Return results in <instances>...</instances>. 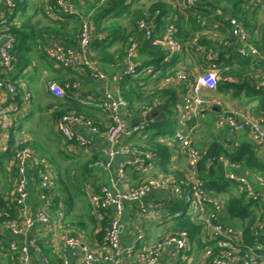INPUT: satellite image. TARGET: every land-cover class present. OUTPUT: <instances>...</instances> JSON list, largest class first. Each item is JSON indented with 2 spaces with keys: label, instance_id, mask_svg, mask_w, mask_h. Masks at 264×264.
Here are the masks:
<instances>
[{
  "label": "crops",
  "instance_id": "crops-1",
  "mask_svg": "<svg viewBox=\"0 0 264 264\" xmlns=\"http://www.w3.org/2000/svg\"><path fill=\"white\" fill-rule=\"evenodd\" d=\"M20 1L23 4L25 2V0ZM162 1L174 12L179 10L181 16H185L186 22H189V16L182 12L178 0ZM225 1L215 0V2H212V5H207L205 9L212 10L211 12L214 14H220V10L224 9V7L231 10V5L226 4ZM41 2L44 4V8H46L48 2L46 0ZM41 2L40 0H26L25 6L27 7V13L34 15L38 8L37 6H41ZM143 3L142 0L140 4L144 6ZM250 5H252V2ZM256 7V12L253 11V8H250L252 10L249 11V19L257 25L255 34H258L264 22V0L258 3ZM243 8L244 6H241L238 9L242 10ZM81 9L83 11L84 8L81 7ZM7 11H10L7 5L0 0V20L5 17ZM171 16L170 18L178 25L180 21L178 14L173 13V16ZM215 17L212 14L210 17L205 18V22H199L201 24L200 31L196 32L189 40L183 41V37L180 36L182 41L178 39L181 44V50L176 58V74H162L161 72L153 71L142 76H153L147 83L146 91L148 92V96L152 95L153 92L155 93V91L163 92L172 90L175 93L174 99L176 105L171 107V109L175 112V118L177 120L176 131L179 129H195L193 143L199 150H206L208 152L209 148L215 144L230 149L238 147L241 144H251L257 151V156L264 162V148L255 144L246 131L239 133L236 140L229 141L228 127L226 125H220L218 122L220 111L218 105L210 109L201 108L197 112L189 114V119L186 122L181 121L180 110L185 106L190 90L188 89L187 79L183 80L177 76L184 74L187 77L195 79L205 74L208 61L204 60V56L206 51L209 50H214L216 58H218V76L220 80L216 89L202 90V97L221 102V107L236 116L248 115L256 118L264 114V89L258 88V85L264 80V62L260 58H250L252 60L251 64H249L250 67L248 66L249 69L251 68V71L248 73L250 77L246 80H240L233 76H225L224 74H227V72L238 70L241 67L235 59L232 60L231 66L229 65L230 61L227 64L225 62V60L231 59L232 54H237L239 44L228 26V20L233 16L228 15L226 17L227 25L217 22ZM39 20L42 19H38L35 22ZM47 24L48 22L44 20L41 27ZM183 24L184 22L180 23L181 26ZM184 27V30H187L186 25ZM204 39L211 41L214 49L203 45L202 42ZM61 45L66 49L78 52L77 46L68 47L64 44ZM40 48H37L33 52L32 62L24 74L18 76L15 83H11L17 87V93L11 94L8 90L0 89V106L8 107L12 120L17 121L16 125H14L15 128L12 136H15L17 143L33 145L32 147L35 149L33 150L37 158L48 164L53 171L56 180V192L66 203L70 202L72 207L68 215L66 214L67 216L64 221L60 222L59 227L54 232L48 233L43 226L36 225L34 230L28 232L25 236H21L18 241L28 245L33 264H45V259H49L53 264H60L65 260L69 264H78L64 248L63 237L66 234L77 236L89 246L99 251H105L103 237H99V233L106 226L104 223L105 219H99L96 216L89 201L88 185L90 184L94 190H99L101 186L109 184L110 179L115 177L118 165L116 164L111 172L94 170L91 167L93 162L104 159L106 156L107 143L103 133L109 126L107 115L96 108V102L104 96L106 90L115 93L116 88L118 86L121 87L122 75L124 74L126 64L123 62V64L118 65L108 72L110 74V80L106 89V84L96 81L93 78L92 80L89 79L83 70L68 72L55 66L41 55L43 47ZM54 79L62 82L61 86L69 90H71V84L73 87L71 97L67 98L66 102L63 100L64 102H61L60 105L57 104L60 99L52 95L48 88L49 82ZM25 97H28V100ZM169 100H173V98L169 95H162L161 93L156 98L145 100L143 105L140 106V114L135 115L131 111L127 114L128 126L133 127L139 124H147L150 121H160L162 115L167 117L168 113L162 111L167 104H170V106L173 104L171 101L168 103ZM72 102H76L80 108L71 107L72 109L70 111L78 109L80 111L88 110L92 112V118L95 119V123L100 127L101 133L99 134L92 133L87 127L79 124L73 127L76 133L84 136L89 141L90 147L88 148H81L75 142H67L58 134L56 116L62 109H65L68 105H72ZM150 103L153 105L151 106ZM169 116L168 114V118ZM11 133V127L8 129L0 127V151H4L7 148ZM142 135L143 132L138 138L124 140L122 143L145 152L147 150L140 146L144 139ZM36 136H41L43 140H37ZM157 141L169 149L170 160L168 165H163V161L166 160L164 154H162V162L157 164L155 162L159 157H154L149 162L140 152L132 153V155L125 157L124 160L132 163L139 161L138 164L140 163V165L134 166L133 164L129 166L123 188H134L148 178H174L177 180L186 177L187 159L183 156L179 157L174 155L175 149L179 146L175 141L174 135L161 136ZM221 165L219 163V166ZM234 166L232 170L235 173L247 176L255 189L264 192V175L261 171L253 172L245 168H239L236 165ZM225 171L229 172L230 170L225 169ZM15 174L16 170L13 168L11 160H0V209H2L0 214H4L8 208L14 207L12 200L15 188ZM29 174L31 176L29 210L31 215L36 217L38 211L47 204V197L40 191L33 170H29ZM233 193L236 195L239 193L236 185ZM211 195L216 196L213 193ZM171 197L168 192L153 191L142 202L127 204L126 213L120 229V238L125 247L134 244L138 234L144 236L145 245H152L161 239V237L174 232L172 219L164 218L159 222L145 218L142 212V209L148 204L154 202L167 203ZM223 199L225 198L219 197L218 200L222 206L221 215L225 222L231 225L233 230L237 232L243 230L240 225L234 224L227 219L226 212L223 208ZM249 202L251 201L249 200ZM252 203L253 210L259 219L262 213V205L260 202L255 203L252 201ZM164 206L165 211L168 212L166 210L167 204H164ZM243 235L246 243L247 237L244 231ZM12 240L13 238L8 234H0V264H16L12 255L6 251V248H8ZM198 245V243L190 241L188 249L183 253L185 259H187L184 264H208L204 255L205 249L200 248ZM167 255L168 251L165 252L159 264H168ZM123 264L141 263L135 258L125 261Z\"/></svg>",
  "mask_w": 264,
  "mask_h": 264
},
{
  "label": "built area",
  "instance_id": "built-area-1",
  "mask_svg": "<svg viewBox=\"0 0 264 264\" xmlns=\"http://www.w3.org/2000/svg\"><path fill=\"white\" fill-rule=\"evenodd\" d=\"M8 10L15 8L14 0H2ZM48 5L45 14L53 18L60 15L76 16L81 20L78 52L66 49L57 42H49L44 47L47 59L57 67L74 66L87 70L89 75L101 83L106 84L110 80V74L100 69L95 60L91 45L94 33L93 12H82L72 0H46ZM132 0H127L131 2ZM260 1V0H252ZM262 1V0H261ZM183 13L197 9L199 0H178ZM159 13L154 16L145 13L144 17L137 21V36L135 40L128 43L125 64L126 68L122 78L138 77L140 62L139 38H151L155 29V21ZM8 19L3 17L0 24L6 23ZM204 26V24H203ZM228 26L232 35L236 38L239 48L237 54L247 59L260 58L264 62V51L259 50L252 40L253 36L247 27L238 19L230 18ZM179 29L172 18L167 19V25L160 39L155 43L162 45L164 49L163 63H173L181 50L178 41ZM16 39L12 34H0V68L4 74H11L15 70L12 50ZM204 60L208 61L206 73L195 79L179 74L177 77L187 79L190 94L186 99L185 106L180 110L181 121L186 122L189 114L195 113L201 108H212L219 106L220 125H226L229 129V141L237 139L239 133L246 131L250 139L258 146L264 148V114L253 118L248 115H233L221 107V102L202 97V90H214L219 84L218 58L214 50L206 51ZM154 71V66L146 69V73ZM49 91L56 98L63 100L68 97L69 89L57 83H50ZM264 89V80L258 85ZM0 89L8 90L11 94L17 93V87L8 81L0 82ZM28 100V97H25ZM96 106L105 113L109 120V126L103 133L107 150L104 159L96 160L91 167L94 170L111 172L117 164L115 177L110 179L109 184L103 185L99 190H94L89 184V201L96 216L99 219L110 218L105 228L103 243L105 251H99L87 243H84L72 234L63 237V244L66 252L74 258L78 264H123L125 261L137 260L141 264H159L165 252L168 251V264H184L187 259L183 254L190 244L191 238L187 231H174L161 237L152 245L144 244V236L138 234L134 244L125 247L120 238L122 220L125 216L128 203L142 202L151 192H168L172 197L170 201L182 199L187 207V213L196 221L203 230L202 239L204 242L213 243V246L205 248L204 255L208 264H264V192L253 186L247 176L235 173V167L228 160L221 158L220 164L225 169V179L233 182L241 193H244L250 201L261 203L262 213L255 224L252 236L253 244L245 243L243 230L235 231L231 225L225 222L221 215L222 206L217 196H212L204 182L199 177V164L208 154L206 150H199L193 143L195 129H179L175 132V141L179 144L174 151L175 156H183L187 159V175L182 179L148 178L139 186L125 189L127 169L129 166H139V161L128 162L125 157L132 153L142 154L149 162L154 155L149 151H140L131 146L124 145V140H132L139 137L145 129V124L128 126L126 116L130 113V103L122 94L118 86L115 93L106 90L104 96L98 99ZM12 117L8 107L0 106V127L8 129L12 126ZM87 127L92 133H101L100 127L91 118L77 112H68L56 122L58 134L67 142H75L81 148L90 147L89 141L82 135L76 133L75 125ZM16 170L15 188L13 191V206L16 210V218H8L0 221V234H8L13 238L9 243L8 251L14 258L16 264H33L29 247L19 242L21 236L35 229L36 225L43 226L48 233L54 232L60 222H63L66 213L65 206L60 205L57 211L52 210V201L55 199L56 180L52 169L48 164L37 158L33 148L25 146L16 151L11 160ZM29 170H33L41 192H54V195L47 197V204L42 207L36 217H33L29 210L30 182ZM46 197V196H45ZM162 202L148 204L142 209L143 216L155 221H162L164 218L173 219L180 217V213L171 215L165 211ZM167 210V208H166ZM45 264H53L45 259ZM60 264H69L67 260Z\"/></svg>",
  "mask_w": 264,
  "mask_h": 264
},
{
  "label": "trees",
  "instance_id": "trees-1",
  "mask_svg": "<svg viewBox=\"0 0 264 264\" xmlns=\"http://www.w3.org/2000/svg\"><path fill=\"white\" fill-rule=\"evenodd\" d=\"M43 0H40V2ZM82 12H93V22H94V33L92 40V51L94 53V60L97 66L104 70L105 72H110L118 65L123 64L125 60L126 50L128 43L131 40H135L137 36V21L144 17L145 13H149L150 16H154L157 12L159 15L155 21V29L153 36L151 38L140 37L139 38V55L138 59L140 66L138 68V77H125L121 81V91L125 99L130 103L131 113L138 115L140 114V106L143 105L144 101L149 98H156V96L161 93L165 96H170L173 100H169L168 103L173 102L164 106L162 112L168 113L170 116L168 118L162 115L160 121H150L145 124V129L143 131L142 137H144L141 147L147 151H150L154 157L157 158L155 163L162 162V154L166 156V160L163 161V165H168L170 160L169 149L160 144L157 140L159 137L171 136L176 132L177 120L175 118V112L171 107L176 105L175 103V93L171 90L168 91H155L152 95L148 96L146 91L148 82L153 76L142 77L146 74V69L154 66V71L161 72L162 74H176V60L173 63L165 64L164 59V49L162 45L155 43L157 39H160L164 33L165 27L167 25V19L173 13L178 14L179 24L177 25L178 39L187 41L192 38L196 32L200 31L201 21L205 22V18L210 17V15H215L217 22H221L227 25L226 17L228 15L235 17L241 21L249 30L253 36V44L259 48V50L264 51V22L262 23L258 34H255L256 24L249 19V11L252 10L256 12L258 1L252 0H226V4L231 5V10L224 7L220 10V14H214L210 10H206L207 5H212L215 0H199L197 9L188 11L189 22H186L185 16H181L179 10L173 11L171 8L162 0L155 1L149 7H144L140 4L142 0H132L127 2V0H72ZM263 1V0H262ZM15 8L12 11H7L5 17L8 19L6 23L0 24V34H12L16 39V44L12 50V55L14 58L15 70L11 74H4L0 68V81H8L10 83H15L18 76L24 74L27 68L32 62V54L37 48H42L41 55L47 59L44 53V46L48 42H57L64 44L68 47H76L79 44V35L81 29V20L76 16H66L60 15L58 18H53L45 14L44 4L41 2V6H37L34 15H29L27 13V7L25 6L26 0L23 4L20 0H14ZM252 2V5H250ZM244 6L242 10L238 8ZM255 8V9H254ZM41 14L43 15L41 17ZM171 16V17H172ZM41 17V18H39ZM38 19H42L37 21ZM48 22L46 26L41 27L44 20ZM183 26L180 23H183ZM200 22V23H199ZM186 25L187 30H184ZM225 31V30H224ZM209 48L214 46L211 41L204 39L202 42ZM39 45H41L39 47ZM261 45V46H259ZM40 48V49H41ZM44 54V55H43ZM237 60V64L241 66L238 70L227 72L225 76H233L240 80H246L250 76L248 73L251 71L249 69V64H251V59H246L238 54H232L231 59L225 60L226 64L229 62L231 66L232 60ZM53 64V63H52ZM225 64V66H226ZM249 66V67H248ZM64 71L73 72L74 70H82L74 66L59 67ZM84 74L92 80L88 71L83 70ZM156 73V72H155ZM154 75V73H152ZM144 83V84H141ZM71 84V83H70ZM71 90H69L68 97H71L72 84L70 85ZM259 92V91H257ZM144 95V96H143ZM263 95V94H262ZM59 100L57 104L64 102ZM143 100V101H142ZM69 102V101H67ZM76 102H72V105H68L65 109H62L57 114V120L61 118L64 114L68 112H77L85 115L88 118H92V112L80 111L78 110L80 106ZM152 106L153 104L150 103ZM76 107L77 110L70 111L72 108ZM97 108V106H96ZM98 109V108H97ZM95 121V119H93ZM137 122V121H136ZM17 121L14 120L11 126V137L8 142V146L4 151H0V160H12L16 151L29 146L28 143H17L15 136L13 134L14 125ZM32 148V147H31ZM257 151L251 144H241L238 147L232 149L225 148L222 145L215 144L209 148L208 154L202 159L199 164L200 169V179L204 182L206 189L216 195L218 198L223 199V208L226 212L227 219L234 224H238L244 231L247 237V243L253 244L252 228L258 221V216L253 210L252 201L249 202L246 195L239 191L238 195L234 194L235 184L231 181H227L225 177L220 176L218 171V166L220 159H226L230 163L238 166L239 168H245L249 171H261L264 175V162L260 160L257 156ZM161 159V160H160ZM159 160V161H158ZM16 178V174H15ZM46 197L54 195V192H42ZM227 197V200H226ZM65 206V213L71 211L72 205L70 202L66 203L61 199L58 193H55V199L52 201V210L57 211L60 205ZM167 210L171 215L180 213V217L172 219L174 231H187L190 235L191 241L198 243L200 248L205 249L208 246H213V243L203 242L201 238L203 234L202 227L193 220V218L187 213V207L184 205L182 199L168 201ZM6 210V209H5ZM2 209H0L1 213ZM66 215V216H67ZM8 218H16V210L14 207L8 208L4 214H0V221L6 220ZM110 218H105V225L102 232L99 233V237H104L105 228L108 226Z\"/></svg>",
  "mask_w": 264,
  "mask_h": 264
},
{
  "label": "rangeland",
  "instance_id": "rangeland-1",
  "mask_svg": "<svg viewBox=\"0 0 264 264\" xmlns=\"http://www.w3.org/2000/svg\"><path fill=\"white\" fill-rule=\"evenodd\" d=\"M154 1H156V0H143V2H144V3H143V4H144V7H146V8L149 7L150 4H151L152 2H154ZM147 13H148V12H147ZM148 14H149V13H148ZM77 47H79V44L77 45ZM46 83H48V82H46ZM50 83H57V84L61 85L62 82H60L59 80H55V79H54L53 81L49 82V84H50ZM235 90H236V89H235ZM143 96H144V95H143ZM36 139H37V140H43V138H42L41 136H39V137L36 136ZM29 146L32 147L33 145H30V144H29ZM32 148H33V147H32ZM33 149H34V148H33ZM34 150H35V149H34ZM71 164H72V163H71ZM72 165H73V164H72Z\"/></svg>",
  "mask_w": 264,
  "mask_h": 264
},
{
  "label": "water",
  "instance_id": "water-1",
  "mask_svg": "<svg viewBox=\"0 0 264 264\" xmlns=\"http://www.w3.org/2000/svg\"><path fill=\"white\" fill-rule=\"evenodd\" d=\"M160 109H162V108H160ZM218 171H219V174L221 176H224L225 175V168H224L223 165L219 166Z\"/></svg>",
  "mask_w": 264,
  "mask_h": 264
}]
</instances>
